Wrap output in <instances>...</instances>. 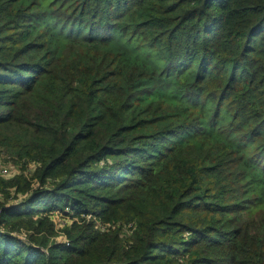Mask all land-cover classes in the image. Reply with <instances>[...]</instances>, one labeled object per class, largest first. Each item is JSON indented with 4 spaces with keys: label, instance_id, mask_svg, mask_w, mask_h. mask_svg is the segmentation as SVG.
I'll list each match as a JSON object with an SVG mask.
<instances>
[{
    "label": "trees",
    "instance_id": "trees-1",
    "mask_svg": "<svg viewBox=\"0 0 264 264\" xmlns=\"http://www.w3.org/2000/svg\"><path fill=\"white\" fill-rule=\"evenodd\" d=\"M3 156L0 264H264V0H0Z\"/></svg>",
    "mask_w": 264,
    "mask_h": 264
},
{
    "label": "rangeland",
    "instance_id": "rangeland-1",
    "mask_svg": "<svg viewBox=\"0 0 264 264\" xmlns=\"http://www.w3.org/2000/svg\"><path fill=\"white\" fill-rule=\"evenodd\" d=\"M23 167H25V169H23ZM2 168H11V169H14V171L17 170H20V171H25L27 170V175H29L28 177H32V175L30 176V174H33V169L31 167H29L28 165H24V162H20L18 161L17 159H13L11 157H6V156H3V158L0 159V170ZM15 177L14 174L10 177H7L5 179H10V178H13ZM32 187L33 189H36L39 187V184L37 181H33L32 183ZM57 215V214H56ZM55 217V220L57 222V226L54 222V220L52 219V221L54 222V226H55V236L52 237L51 239V242L52 243H60L61 241L60 240H64V241H67L69 242V236L67 234V231L66 229L69 228L72 223L74 221H78V219H71L70 217H66L64 218V216H61V215H57V216H54ZM87 223H95L96 224V229L101 232V233H106L108 231H122L121 233V237L126 239V240H129L131 238V234L134 230V228L132 227V225H127V224H124L122 222H116V223H110L106 226L102 225L98 220H95V218H93L92 216H90L89 218L87 217ZM86 223V224H87ZM60 224H64V225H60ZM81 224V223H79ZM24 232L25 231H22L20 234H15L16 236H18L19 238L21 239H26L27 238V234L26 236L24 235Z\"/></svg>",
    "mask_w": 264,
    "mask_h": 264
},
{
    "label": "built area",
    "instance_id": "built-area-1",
    "mask_svg": "<svg viewBox=\"0 0 264 264\" xmlns=\"http://www.w3.org/2000/svg\"><path fill=\"white\" fill-rule=\"evenodd\" d=\"M31 168L33 169L34 168V165H31ZM20 172V170H17L16 169V171H14V169H11V168H2L1 170H0V176H2V177H10V176H12L13 174L15 175V174H18ZM65 213H69V209L67 208L66 210H65ZM61 215V216H64V218H65V214L64 213H62V212H60V211H57V212H55V213H53V216H52V219L54 220V222H55V224H56V226L58 225L57 224V222H56V220H55V217L54 216H57V215ZM67 217V216H66ZM90 217V216H89ZM88 217V218H89ZM101 223V222H100ZM102 224V223H101ZM60 225H64V224H60ZM103 225V224H102ZM104 226H106V225H104ZM61 242L60 243H62V244H66V245H68L69 244V242H67V241H64V240H60Z\"/></svg>",
    "mask_w": 264,
    "mask_h": 264
}]
</instances>
